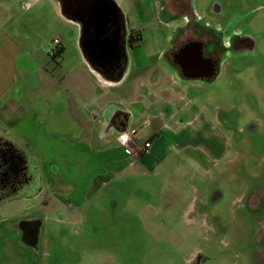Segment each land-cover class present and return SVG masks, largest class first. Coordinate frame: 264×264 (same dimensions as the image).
I'll return each instance as SVG.
<instances>
[{
  "label": "rangeland",
  "instance_id": "rangeland-1",
  "mask_svg": "<svg viewBox=\"0 0 264 264\" xmlns=\"http://www.w3.org/2000/svg\"><path fill=\"white\" fill-rule=\"evenodd\" d=\"M114 1L143 41L111 85L58 0H0V136L34 178L0 200V264H264V207L246 206L264 186V0H192L226 47L245 40L211 82L163 60L185 23L164 0ZM115 111L132 115L131 148L151 141V155L107 132Z\"/></svg>",
  "mask_w": 264,
  "mask_h": 264
},
{
  "label": "flooded vegetation",
  "instance_id": "flooded-vegetation-1",
  "mask_svg": "<svg viewBox=\"0 0 264 264\" xmlns=\"http://www.w3.org/2000/svg\"><path fill=\"white\" fill-rule=\"evenodd\" d=\"M165 10L171 11L173 16L170 18L182 17L184 24L177 27L175 36L171 41V46L163 55V60L170 66L171 69L183 80L188 81H202L211 82L219 73L220 62L223 54L228 52L229 48L234 51L242 50L239 43L245 41L243 36L235 34L231 41L232 43L226 47L225 38L218 31L211 29L209 26L202 25L196 20L197 14L193 11L192 0H164ZM176 10H179V16L176 15ZM170 13V12H169ZM171 14V16H172ZM122 37L123 48L126 52L125 67L129 66V50L136 46L132 41L136 38V33H128L126 19L123 15L122 20ZM143 39V38H142ZM228 44V43H227ZM242 45V44H241ZM188 47L186 53L188 55L184 58L188 60L192 58L195 60L193 67L182 66L183 59L180 58L181 51ZM239 48V49H238ZM206 60L203 65H198L197 60ZM194 63V61H193ZM209 65V66H208ZM183 70H213L209 78L203 79H187L183 76ZM128 115L125 112L115 111L112 113L109 123H107V131L119 134L127 125ZM34 178L30 174V167L27 158L13 142L8 141L0 136V200L3 197H18V193L25 188V186L32 184ZM251 193H258L260 202L257 206H253L252 197L246 194V206L252 213L259 212L264 207V186L260 188L251 189ZM251 197V198H250ZM37 229L32 224L24 226L23 238L28 245L36 244ZM259 253L264 252L258 249ZM258 251L256 255L258 256ZM261 256V254L259 255ZM202 257L196 256L193 264H201ZM257 263V262H256Z\"/></svg>",
  "mask_w": 264,
  "mask_h": 264
},
{
  "label": "water",
  "instance_id": "water-1",
  "mask_svg": "<svg viewBox=\"0 0 264 264\" xmlns=\"http://www.w3.org/2000/svg\"><path fill=\"white\" fill-rule=\"evenodd\" d=\"M61 13L81 27L80 46L92 72L103 82L115 84L126 71V52L123 48V14L114 0H58ZM188 47L181 51L182 66L193 67L195 60H185ZM185 58V59H184ZM194 61V63H193ZM198 65L206 60L199 59ZM208 63V62H206ZM209 64V63H208ZM209 66V65H208ZM213 70H183L187 79L209 78Z\"/></svg>",
  "mask_w": 264,
  "mask_h": 264
},
{
  "label": "built area",
  "instance_id": "built-area-1",
  "mask_svg": "<svg viewBox=\"0 0 264 264\" xmlns=\"http://www.w3.org/2000/svg\"><path fill=\"white\" fill-rule=\"evenodd\" d=\"M61 42H60V40L59 39H55L54 40V44H56V45H59ZM135 134H136V132L134 131V130H132V131H130V132H128V131H122L121 133H120V135L118 136V139H119V142L124 146V147H129L130 146V144L132 143V141H133V137L135 136ZM151 146H152V144L150 143V142H147V143H145L143 146H142V148H140V150H139V152L136 154V156L137 157H139L140 156V154L142 153V152H146L148 149H150L151 148ZM127 151L128 152H130V149L129 148H127Z\"/></svg>",
  "mask_w": 264,
  "mask_h": 264
},
{
  "label": "crops",
  "instance_id": "crops-1",
  "mask_svg": "<svg viewBox=\"0 0 264 264\" xmlns=\"http://www.w3.org/2000/svg\"><path fill=\"white\" fill-rule=\"evenodd\" d=\"M100 79V78H99ZM127 115H128V119H127V125H126V127L124 128V131L126 130H128V125H130L129 123L131 122V120L133 119L132 118V115L130 114V113H126ZM134 130V129H133ZM134 131H136V130H134ZM107 132H110V131H107ZM137 133V132H136ZM158 135H160V132H156L155 134H154V136L156 137V136H158ZM134 141H132V143H133ZM147 142H150L151 143V141H146V143ZM152 144V143H151ZM142 146L143 145H140V147H138V148H136V149H134V148H131V144H130V146L129 147H127V148H129L130 149V152H128L127 151V148L126 147H124L125 148V152L128 154V155H132V156H134L135 158H139V157H144L145 155V157H147V156H149V155H151V151H152V148H153V144H152V146H151V148L150 149H148L146 152L144 151V152H142L141 154H140V156L139 157H137L136 156V154L139 152V150H140V148H142ZM144 157V158H145Z\"/></svg>",
  "mask_w": 264,
  "mask_h": 264
},
{
  "label": "trees",
  "instance_id": "trees-1",
  "mask_svg": "<svg viewBox=\"0 0 264 264\" xmlns=\"http://www.w3.org/2000/svg\"><path fill=\"white\" fill-rule=\"evenodd\" d=\"M136 34H137L136 38L132 41V44L135 46L139 45L143 41L142 36L139 33H136ZM61 52H62V49L59 50L57 55H60Z\"/></svg>",
  "mask_w": 264,
  "mask_h": 264
}]
</instances>
